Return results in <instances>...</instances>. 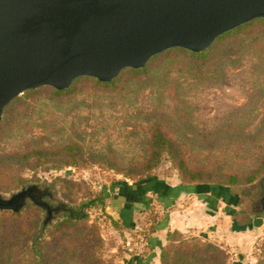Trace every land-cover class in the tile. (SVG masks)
Returning <instances> with one entry per match:
<instances>
[{"label": "rangeland", "instance_id": "374dc122", "mask_svg": "<svg viewBox=\"0 0 264 264\" xmlns=\"http://www.w3.org/2000/svg\"><path fill=\"white\" fill-rule=\"evenodd\" d=\"M241 27L217 38L205 61L170 49L148 61L146 76L126 75L112 87L81 77L70 93L41 87L16 97L0 121V194L35 184L51 193L52 200L44 199L51 205L57 200L76 216L85 214L76 224L93 227L97 238L81 231L73 238L85 242L71 245L76 253L89 248L100 264H161L160 242L151 235L157 225L167 227V210L181 220L211 216V227L190 222L179 239L216 245L225 264H264V216L230 203L234 196L253 202L260 188L252 185L264 177V19ZM156 129L201 180L189 181L166 154L144 171ZM72 144L78 150L69 151ZM40 151L57 154L31 155ZM145 175L151 178L140 181ZM188 183L230 185L214 192L182 187ZM90 200L93 206L83 209ZM19 214L41 226L43 212L32 203ZM239 216L249 229L233 227ZM67 217L57 214L45 228ZM256 217L263 224L254 228ZM15 245V252L25 250ZM17 257L28 264V257Z\"/></svg>", "mask_w": 264, "mask_h": 264}, {"label": "water", "instance_id": "95a60500", "mask_svg": "<svg viewBox=\"0 0 264 264\" xmlns=\"http://www.w3.org/2000/svg\"><path fill=\"white\" fill-rule=\"evenodd\" d=\"M256 19H264V0H0V121L26 91H64L81 77L110 83L170 49L204 53ZM254 187L253 202L236 196L231 206L264 216V177ZM45 198L52 200L45 188L28 185L0 194V212L17 214L32 203L43 212V229L57 214L76 217L68 204ZM262 224V217L252 220L254 228Z\"/></svg>", "mask_w": 264, "mask_h": 264}, {"label": "trees", "instance_id": "16d2710c", "mask_svg": "<svg viewBox=\"0 0 264 264\" xmlns=\"http://www.w3.org/2000/svg\"><path fill=\"white\" fill-rule=\"evenodd\" d=\"M242 28V27H241ZM240 28L230 31L220 38L216 42L228 37L232 33H235ZM211 49L201 54H194L182 49H172L173 51L180 52L187 57L195 58L198 60H203L211 54ZM158 56L151 59L150 62L154 61ZM150 67H145L140 71L126 69L119 73V75L110 83H99L94 80L96 85L103 87H112L119 83L126 75L146 76L149 72ZM78 80L75 81V83ZM74 90V84L67 91H54L55 95H62L65 93H70ZM37 91V90H36ZM29 91V92H36ZM151 147H150V157L147 161V166L144 167V171L155 168L163 154H166L171 161L179 168L182 175L188 176L189 181H198L202 178V173H192L186 170L184 167L183 159L181 155L176 150L175 143L169 138L164 136L162 132L156 129L151 137ZM75 144L69 147V151H76ZM57 153H48L47 151L34 152L31 155L38 156H53ZM59 154V153H58ZM31 155H25L24 158ZM140 174H137L138 176ZM151 178V175H145L140 181H147ZM232 179L229 178V182ZM189 185H182V187L197 188L202 191H211L227 189L226 186L229 184L218 185V184H208V183H188ZM194 186V187H193ZM216 188V189H215ZM126 189V187H125ZM122 195H124V189L121 190ZM102 201V200H100ZM94 204L93 200L88 201L83 205V209L92 207ZM127 209V208H126ZM86 215L83 214L82 217L79 215L72 219L67 217L61 222H58L51 228H45L47 233L41 235V226L33 224L35 221L29 219L28 217H22L19 215L11 214L9 216H0V264H19V258L17 256L23 255L28 257V264H100L99 260L94 257L93 251L85 248L81 245L76 247L80 251L75 252V247L71 244L81 243L83 239L82 235L80 237L73 238L74 234H79L81 231H87L91 236L95 229L93 227H86L83 225L78 226L76 223L80 220L85 219ZM126 218L122 216L119 221L122 225L127 226ZM179 231H168L166 235V243L168 246H162L160 249V261L161 264H225L223 261L225 259L223 252L211 243L202 244L197 242H189L180 238ZM85 238V237H84ZM94 233L93 239H96ZM148 239V238H147ZM149 240V239H148ZM147 240V242H149ZM92 239H90L91 243ZM85 242V240H82ZM22 245L25 249L20 250L19 253L15 252V244ZM58 249V251H56ZM84 251V252H83Z\"/></svg>", "mask_w": 264, "mask_h": 264}, {"label": "crops", "instance_id": "0c3cea01", "mask_svg": "<svg viewBox=\"0 0 264 264\" xmlns=\"http://www.w3.org/2000/svg\"><path fill=\"white\" fill-rule=\"evenodd\" d=\"M167 223L164 229L162 228L163 225L159 224L156 226V231H154L151 235V239H156L160 243L159 249L164 245L166 242V235L168 231H179V232H185L186 231V225L189 226L190 222H192L194 225L196 224L197 226H209L211 227V216L210 218H205L204 216H201L202 214H197L195 218H191L190 216H186L185 220L181 219H176L177 217L175 216L176 210H167ZM198 213V212H197ZM200 213V212H199ZM175 219H174V218ZM183 221V222H181ZM164 227V226H163ZM159 256V255H158Z\"/></svg>", "mask_w": 264, "mask_h": 264}, {"label": "flooded vegetation", "instance_id": "af4514ba", "mask_svg": "<svg viewBox=\"0 0 264 264\" xmlns=\"http://www.w3.org/2000/svg\"><path fill=\"white\" fill-rule=\"evenodd\" d=\"M234 197H235V196H234ZM231 198H232V197H231ZM231 217H232V216H231ZM236 218H237V217H236ZM233 219H234V220H233V222H234V223H233V227H234V228H237V229H239V230H242V229H244V230H245V229H249V228H248V225H247V226L244 225V224H245L244 222H242V223H238V221H237L234 217H233ZM244 221L246 222V220H244ZM243 223H244V224H243Z\"/></svg>", "mask_w": 264, "mask_h": 264}]
</instances>
